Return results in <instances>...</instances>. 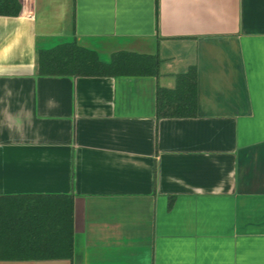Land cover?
Segmentation results:
<instances>
[{"label":"crops","instance_id":"0c3cea01","mask_svg":"<svg viewBox=\"0 0 264 264\" xmlns=\"http://www.w3.org/2000/svg\"><path fill=\"white\" fill-rule=\"evenodd\" d=\"M0 15V195L73 198L70 259L0 264H264V0H18ZM74 40L153 75H39ZM196 70L193 116L156 90Z\"/></svg>","mask_w":264,"mask_h":264},{"label":"trees","instance_id":"16d2710c","mask_svg":"<svg viewBox=\"0 0 264 264\" xmlns=\"http://www.w3.org/2000/svg\"><path fill=\"white\" fill-rule=\"evenodd\" d=\"M156 14L158 0H155ZM18 0H0V15L16 16ZM39 75L118 76L158 73L156 55L120 51L108 62L74 40L36 49ZM197 110L196 70L177 75L174 89L156 90L157 116H193ZM73 198L67 194L0 195V260L70 259Z\"/></svg>","mask_w":264,"mask_h":264}]
</instances>
